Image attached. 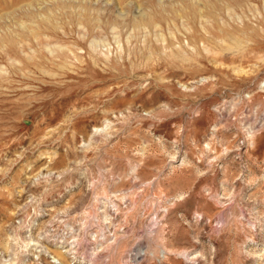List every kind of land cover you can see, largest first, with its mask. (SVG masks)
<instances>
[{
    "label": "rangeland",
    "instance_id": "rangeland-1",
    "mask_svg": "<svg viewBox=\"0 0 264 264\" xmlns=\"http://www.w3.org/2000/svg\"><path fill=\"white\" fill-rule=\"evenodd\" d=\"M0 264H264V0H0Z\"/></svg>",
    "mask_w": 264,
    "mask_h": 264
}]
</instances>
